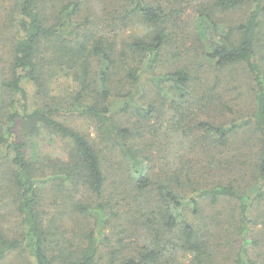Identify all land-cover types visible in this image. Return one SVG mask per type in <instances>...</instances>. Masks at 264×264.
<instances>
[{
    "label": "trees",
    "instance_id": "16d2710c",
    "mask_svg": "<svg viewBox=\"0 0 264 264\" xmlns=\"http://www.w3.org/2000/svg\"><path fill=\"white\" fill-rule=\"evenodd\" d=\"M190 1L121 0L125 10L118 21L123 28L129 20H140L150 31V37L127 44L133 57H141L147 70L144 78L140 68L125 66L130 54L119 48L117 35L106 37L80 28L77 19L88 0H16L17 36L8 76L0 79V112L6 109L0 145L11 156L9 177L23 226L19 239L0 234V264L16 250L33 264H179L175 252L193 255L195 264H208L209 230L200 224L202 201L208 198L212 206L224 199L239 204L240 247L234 264H254L247 227L254 202L264 201V0H201L196 12L198 34L209 59L223 70L246 66L256 94L252 117L239 126H199L222 147L240 129L252 132L243 133L251 136L249 142L256 149L253 183L232 175L235 168L228 172L232 165L224 161L226 184L210 189L198 185L191 195L185 194V187L195 184L179 175L156 172L147 161L149 156L138 148L134 131L110 111L114 77L124 73L139 87L153 79L161 87L169 84L182 101L188 98L192 77L186 70L156 79L152 75L168 45L171 25L185 14ZM242 6L251 9L239 25L229 27L217 19L218 12ZM56 68L66 70L76 82L70 105L94 122L100 144L110 147L111 157L99 151L86 134L58 119L59 105L52 102L55 98L47 85L48 70ZM25 83L36 90L40 104L35 108L29 104ZM8 96L20 99L8 101ZM144 112L151 118L150 108ZM46 141L59 154L52 149L45 153ZM117 221L134 231L142 244L127 247L120 240L124 232L120 230L112 245L109 230Z\"/></svg>",
    "mask_w": 264,
    "mask_h": 264
},
{
    "label": "rangeland",
    "instance_id": "374dc122",
    "mask_svg": "<svg viewBox=\"0 0 264 264\" xmlns=\"http://www.w3.org/2000/svg\"><path fill=\"white\" fill-rule=\"evenodd\" d=\"M120 2L121 0H88L77 22L84 31L106 34V37L117 35L119 48L130 54L125 66L130 67L132 64L133 68H140L139 72L146 78L147 70L144 71V63L139 60L141 57H133L127 44L142 37L147 38L150 31L140 20H129L128 27L123 28L118 20L125 10V4L122 6ZM200 2L201 0L188 2L185 14L180 15L171 25L168 45L152 75L156 79L178 69L186 70L192 77L188 98L182 101L178 93L169 88V84L161 87L152 82L153 79H147V82L145 80L139 87L128 80L124 73L114 77L116 85L108 101L114 118L134 131L138 148L146 152L149 156L147 161L154 170L157 169L156 172L179 175L183 181L195 184L185 187L188 190H185L187 195H191L198 185L201 189H210L216 184H226L229 177L223 172L224 161L227 166L232 165L227 169L228 172L235 168L231 171L235 173L232 175L244 178L248 183H253L256 177V149L254 142H249L250 131L240 129L237 136L232 137L230 144L222 147L218 146L216 141H211L210 136L199 126L201 123L223 129L239 126L252 117L256 97L254 82L246 66H231L223 70L209 59L208 49L198 34L196 12ZM16 6V0H0V79L8 76L17 36L15 21L19 18V12ZM250 9V6H242L230 12H218L217 19L224 25L234 27L246 20ZM261 37L264 42V30ZM118 58L120 62L121 56ZM48 72L47 85L55 98L52 102L59 105L58 119L86 134L99 151L111 157L108 152L110 147L100 144L94 122L81 116L79 111L70 105L77 92L76 82L64 69H49ZM24 86L28 91L31 108L37 107L40 101L36 90L28 83ZM2 97L0 86V103ZM141 97L143 98L140 99ZM12 98L18 101L20 96L7 97L8 101ZM135 104L142 111L135 108ZM147 108L151 110V118L145 115ZM5 110L0 112V128L3 127ZM48 143L49 141H46L45 145ZM50 145L45 146V153L48 149L54 150ZM58 145L60 148L61 142ZM54 151L59 154L60 150ZM10 157L5 147L0 145V234H4L9 240H16L20 237L23 224L16 209L14 188L9 177ZM114 163L116 167L118 163ZM108 168L112 170L110 163ZM46 202L50 203V200L46 198ZM201 206L203 215L200 224L206 225L209 230L207 263L234 264L240 247L239 204L224 199L217 206H212L208 198L202 201ZM192 217L191 215L189 219L192 220ZM198 220L195 219L196 224ZM84 223L90 226V222ZM114 227L109 230L112 232V245L116 244L120 230L124 231L120 240L127 247L142 244L138 239L136 241L134 231L122 227L118 221ZM247 230V239L251 242L248 247L250 256L254 264H264V201L254 202V207L249 213ZM21 252L16 250L9 253L1 264H33L32 260ZM175 256L176 263L195 264L193 255L175 252Z\"/></svg>",
    "mask_w": 264,
    "mask_h": 264
}]
</instances>
